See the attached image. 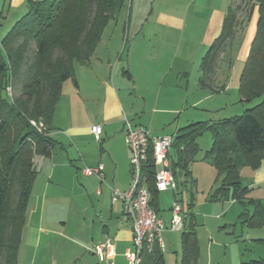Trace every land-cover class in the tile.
Here are the masks:
<instances>
[{
    "label": "crops",
    "instance_id": "0c3cea01",
    "mask_svg": "<svg viewBox=\"0 0 264 264\" xmlns=\"http://www.w3.org/2000/svg\"><path fill=\"white\" fill-rule=\"evenodd\" d=\"M24 1L11 0V5ZM229 2L151 0V12L145 18H136L140 24L132 30L119 29L121 13L108 23L110 26L104 30L90 60L74 66L76 85L72 80L62 85L49 134L55 142L51 155L34 158L36 177L21 240L25 241L26 251L37 250L43 241L49 245L53 225L62 229L57 219L45 214L47 206H55L64 192L77 200L96 190L99 200L94 212L100 213L101 223L79 218L89 234L78 231L74 234L72 244L78 252L72 264H104L91 249L107 239L114 244L115 263H125L123 254L131 244V224L121 221L122 203L111 199L113 192L124 194L131 187L130 151L122 119L125 117L131 126L144 128L150 134L155 132L158 137L169 136L163 134L166 125L175 123L173 135L178 129L194 124L195 114L185 121H180V117L187 110L195 111L207 93L217 94L226 89L218 87L213 93L200 88L198 64L220 34ZM256 21L257 15L239 43V57L244 62ZM220 81L216 73L213 84ZM97 126L101 128L98 141L90 132ZM98 165L103 167L102 181L81 174L82 168ZM260 169L262 181L264 162ZM119 246L124 248L121 255L117 252ZM28 264H32V259Z\"/></svg>",
    "mask_w": 264,
    "mask_h": 264
},
{
    "label": "trees",
    "instance_id": "16d2710c",
    "mask_svg": "<svg viewBox=\"0 0 264 264\" xmlns=\"http://www.w3.org/2000/svg\"><path fill=\"white\" fill-rule=\"evenodd\" d=\"M128 1L29 0L27 13L0 40V264H16L36 177L34 158L49 157L55 146L49 134L62 85L68 80L76 85L74 66L90 60L108 23ZM235 3L230 0L220 34L200 62L198 85L216 93L213 79L223 55L238 33H244L256 9L255 32L239 77L238 94L240 103L261 102L238 117L216 124L194 123L170 136L169 171L176 182L178 202L179 188L194 183L188 167L198 152L197 139L205 132L210 133L212 143L203 160L221 180L218 195L231 189L234 198L241 197L238 168L257 169L264 162V0H249L244 6ZM155 172L150 154L142 177L150 195L149 207L159 216ZM255 215L261 216L264 224V210L257 208ZM255 223L248 226L258 225ZM183 229L179 264H196L194 219L188 213H184ZM260 242L264 244V240ZM140 257V264H166L156 242L145 246Z\"/></svg>",
    "mask_w": 264,
    "mask_h": 264
},
{
    "label": "rangeland",
    "instance_id": "374dc122",
    "mask_svg": "<svg viewBox=\"0 0 264 264\" xmlns=\"http://www.w3.org/2000/svg\"><path fill=\"white\" fill-rule=\"evenodd\" d=\"M27 1L29 0H25L21 5L13 6L11 0H0V40L27 13ZM235 1V4L242 6L249 2V0ZM150 12L151 0H129L121 12L119 29L125 32L127 28L132 30L134 26L140 24L136 18H145ZM244 15L243 13L242 17ZM256 15L255 9L251 19L255 18ZM109 26L107 25L105 29ZM244 34L245 31L242 34L238 33L230 48L226 49L223 62H220L216 71L217 79L221 81L220 84H213L212 88L215 90L218 87H225L226 89L217 94L207 93V98L200 103L195 111H192L194 109L187 110L180 117V121H185L187 117H191V114H195L194 123L216 124L224 119L238 117L244 111L260 104V99L249 103H240L238 82L244 61L239 57L238 51L239 43L243 40ZM130 35L131 32L129 39ZM248 41L249 49L251 40L248 39ZM199 66L200 63L198 69ZM192 69L190 67V71ZM7 92L9 94L10 89ZM177 120L179 119H175V121ZM174 124L164 126L163 134L171 136ZM151 133V135H159L154 134L155 132ZM211 143L212 139L209 132L203 133L197 139L198 152L194 162L188 167L194 183L185 189L179 188V192L180 190L182 192L180 195L181 202H179L181 209L183 213L192 215L194 219L197 247L196 264H242L249 261H264V244L260 242V240H264V224H261V216L255 215L257 208L264 210V180H259L263 176V171L260 169L263 162L257 169L247 166L238 168L239 182L241 190H243L241 197L234 198L231 189L222 195H218L217 190L220 188L221 180L217 177L215 169L203 160L211 147ZM132 185L133 180L131 178ZM95 191L89 196L77 200L64 192L60 198L56 199L55 206L46 207L45 214L57 219L60 222L58 225L62 228L58 229L56 225H53V236L51 235L49 245H45L46 243L43 241L37 250L26 251L25 241L21 242L23 225L16 264H22L21 262L28 264L31 259L32 264H72L73 257L78 252V249L76 250L72 244L74 234L76 231L80 234H89V229L87 230L86 226L80 224L79 218H92L94 224L101 223L99 220L100 213L94 212L96 202L99 200ZM175 195L176 193L170 190L158 194L159 215L165 224L160 239L166 264L180 263L181 235L185 231L182 229L180 232H170L167 229L171 220L170 210ZM257 205L259 207H256ZM47 208L50 209L47 210ZM252 221L258 225L249 227L248 224ZM131 247L132 242L129 249ZM117 252L121 255L124 248L119 246ZM85 254L91 256L89 253ZM120 263H123V260Z\"/></svg>",
    "mask_w": 264,
    "mask_h": 264
},
{
    "label": "built area",
    "instance_id": "2783aa9c",
    "mask_svg": "<svg viewBox=\"0 0 264 264\" xmlns=\"http://www.w3.org/2000/svg\"><path fill=\"white\" fill-rule=\"evenodd\" d=\"M125 143L130 151V172L133 185L124 194L112 193V202L120 201L123 205L122 222H129L132 230V247L123 254L124 264H140L141 252L145 246L156 242L162 249L161 232L165 229L163 221L149 207L150 195L143 183V166L151 154L156 167L154 187L157 192L170 190L177 192L176 182L169 171L168 153L172 139L170 136H153L141 127H133L123 117ZM33 127L35 123L30 122ZM95 140L98 141L101 128L92 127L90 130ZM103 167L82 168L81 174L85 177H96L103 180ZM171 220L168 224L170 232H180L183 229L184 213L180 203L174 199L171 207ZM91 253L98 258L100 263L116 264L114 244L112 240L93 246Z\"/></svg>",
    "mask_w": 264,
    "mask_h": 264
}]
</instances>
